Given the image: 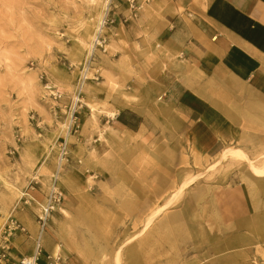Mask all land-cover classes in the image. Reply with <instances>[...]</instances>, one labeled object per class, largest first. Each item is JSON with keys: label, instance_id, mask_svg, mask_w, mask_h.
<instances>
[{"label": "rangeland", "instance_id": "1", "mask_svg": "<svg viewBox=\"0 0 264 264\" xmlns=\"http://www.w3.org/2000/svg\"><path fill=\"white\" fill-rule=\"evenodd\" d=\"M110 2L0 0V245L12 220H35L37 202L27 206L25 200H45L67 144L59 180L69 199L50 224L74 260L264 264V235L255 241V228L242 235L221 223L211 199L223 168L190 155L185 126L151 118L147 127L158 139H136L135 147L116 143L114 157H106L117 113L109 103L128 94L133 80L142 82L146 61L140 44L130 47L118 19L104 31L107 52L95 48L96 25ZM126 2L117 0L119 8ZM135 13L122 18L132 36L139 34ZM240 159L247 163L237 159L227 170L235 179L250 178L253 164ZM263 159L259 154L255 165ZM191 179L192 186L184 185Z\"/></svg>", "mask_w": 264, "mask_h": 264}, {"label": "crops", "instance_id": "2", "mask_svg": "<svg viewBox=\"0 0 264 264\" xmlns=\"http://www.w3.org/2000/svg\"><path fill=\"white\" fill-rule=\"evenodd\" d=\"M144 1L137 0L142 6L135 13L137 36L128 33V21L122 20L136 9L126 2L114 13L117 27L127 33L126 41L133 48L132 44H140L146 61L141 66L142 82L133 80L128 94L109 103L117 113L110 120L112 141L107 147L111 151L106 157H114L116 143L135 147L136 139L149 137L148 144L158 139V133L147 127L151 118H170L185 126L190 155L212 160L214 169L223 168L211 199L221 223L242 235L249 234L242 230L255 228L256 241L264 235V178L249 173L250 178L235 179L225 165L240 158L219 167L214 164L227 148L253 165L264 154V0ZM64 194L66 202L69 196L67 191ZM19 219L29 235L17 233L10 242L16 259L32 255L38 234L35 220L27 215ZM51 224L44 238L45 252L64 255L67 264H83L70 257L71 248Z\"/></svg>", "mask_w": 264, "mask_h": 264}, {"label": "built area", "instance_id": "3", "mask_svg": "<svg viewBox=\"0 0 264 264\" xmlns=\"http://www.w3.org/2000/svg\"><path fill=\"white\" fill-rule=\"evenodd\" d=\"M109 6L105 13V16L102 20V24L100 26V30L98 32L96 38L95 48L107 52L108 45V36L104 33L105 29L109 30L114 28L117 23V17L111 14V7L113 10H116L119 5L117 0H110ZM132 9H136V13L142 8V6H137V0H127ZM136 16V14H135ZM88 80V78L84 77L83 84ZM73 126L75 127L76 120L72 118ZM68 145L65 144L62 146V154H61V164L67 161L68 158ZM35 200L28 195L25 200V205L31 206ZM64 203V192L60 186L59 173L56 174L55 178L51 182V186L46 196L45 200L41 204L38 205V211L34 212V219L38 225V234L35 239V246L32 255L25 256L19 259H14L11 256V246H10V238L14 235V232H21L22 234H29L28 230L23 226L18 220L11 221V224L8 225L7 230L5 231V241L2 245H0V264H67V258L59 253H46L44 246V238L47 234L50 221L53 214L59 209L60 206Z\"/></svg>", "mask_w": 264, "mask_h": 264}, {"label": "bare ground", "instance_id": "4", "mask_svg": "<svg viewBox=\"0 0 264 264\" xmlns=\"http://www.w3.org/2000/svg\"><path fill=\"white\" fill-rule=\"evenodd\" d=\"M102 17H103V13H100V17H99V19H100V21H98V23H97V25H96V31H98L99 32V30H100V26H101V24H102ZM94 25H92V27H93ZM91 28V25L88 27V29H87V32L90 34H92V28ZM98 29V30H97ZM97 35H98V33L97 32H95V34H94V41H96L95 39H96V37H97ZM112 116H115V115H112ZM68 135V134H67ZM237 158H242V156L237 152V151H235V150H233V149H231V148H227V149H224L220 154H218V156L216 157V160H215V164H214V167H219V166H221L222 164H224V163H226V162H228V161H230V160H235V159H237ZM60 167H61V160H60V162H59V164H58V166H57V173H59V170H60ZM252 170H253V172L256 174V176H258V177H260V178H264V159L262 160V162H261V164H259V165H252ZM64 180H65V178H64ZM194 181H193V179H191V180H187L186 182H185V184L184 185H186L187 187L189 186V185H192V183H193ZM173 199V198H172ZM171 199V200H172Z\"/></svg>", "mask_w": 264, "mask_h": 264}]
</instances>
